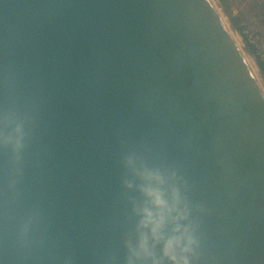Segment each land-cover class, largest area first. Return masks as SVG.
Instances as JSON below:
<instances>
[{
  "label": "water",
  "instance_id": "water-1",
  "mask_svg": "<svg viewBox=\"0 0 264 264\" xmlns=\"http://www.w3.org/2000/svg\"><path fill=\"white\" fill-rule=\"evenodd\" d=\"M258 82L212 0H0V264H264Z\"/></svg>",
  "mask_w": 264,
  "mask_h": 264
},
{
  "label": "rangeland",
  "instance_id": "rangeland-1",
  "mask_svg": "<svg viewBox=\"0 0 264 264\" xmlns=\"http://www.w3.org/2000/svg\"><path fill=\"white\" fill-rule=\"evenodd\" d=\"M264 90V0H213ZM233 20V22H232ZM242 28L240 34L235 26ZM259 63H262V67Z\"/></svg>",
  "mask_w": 264,
  "mask_h": 264
},
{
  "label": "bare ground",
  "instance_id": "bare-ground-1",
  "mask_svg": "<svg viewBox=\"0 0 264 264\" xmlns=\"http://www.w3.org/2000/svg\"><path fill=\"white\" fill-rule=\"evenodd\" d=\"M212 2H213V0H212ZM213 4H214V2H213ZM214 6L216 7V11H217V13L219 14L220 18L222 19L224 25H225L226 28L228 29V31H229V33H230V35H231V37H232L234 43L237 45V47H239V46H238V43H237L236 40H235L234 35H232V32L230 31V28H229V26H228V22H227L226 18L222 15V13L220 12V9H219L215 4H214ZM239 49H240V47H239ZM243 56H244V59H245L246 63L248 64L250 70L252 71V73L254 74V76H255L256 79H257V76L255 75L253 68L250 66L251 64L248 63V60H247V58H246V56H245L244 54H243ZM257 81H258V80H257ZM258 83H259V82H258ZM261 87H262V86H261ZM262 90H263V88H262ZM263 91H264V90H263Z\"/></svg>",
  "mask_w": 264,
  "mask_h": 264
},
{
  "label": "clouds",
  "instance_id": "clouds-1",
  "mask_svg": "<svg viewBox=\"0 0 264 264\" xmlns=\"http://www.w3.org/2000/svg\"><path fill=\"white\" fill-rule=\"evenodd\" d=\"M189 243H191V241H189ZM139 250L141 252H145V245H144V242L141 241L140 245H139ZM164 254L165 255H169V252H168V245H165V248H164ZM170 256V259H173V261H175V257L172 256V255H169ZM181 264H188L187 260L183 257L181 258Z\"/></svg>",
  "mask_w": 264,
  "mask_h": 264
},
{
  "label": "trees",
  "instance_id": "trees-1",
  "mask_svg": "<svg viewBox=\"0 0 264 264\" xmlns=\"http://www.w3.org/2000/svg\"><path fill=\"white\" fill-rule=\"evenodd\" d=\"M232 22H233V20H232ZM234 26H235V25H234ZM235 28H236V30H237L240 34H242V28L237 27V26H235ZM259 64H260L261 67L263 66L262 63H259Z\"/></svg>",
  "mask_w": 264,
  "mask_h": 264
}]
</instances>
